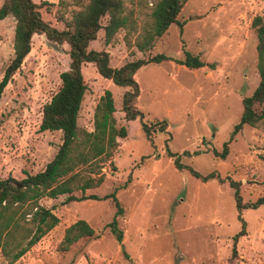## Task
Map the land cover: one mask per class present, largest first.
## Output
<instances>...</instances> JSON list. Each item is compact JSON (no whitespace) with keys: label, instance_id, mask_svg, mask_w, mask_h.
Here are the masks:
<instances>
[{"label":"rangeland","instance_id":"374dc122","mask_svg":"<svg viewBox=\"0 0 264 264\" xmlns=\"http://www.w3.org/2000/svg\"><path fill=\"white\" fill-rule=\"evenodd\" d=\"M33 1L43 20L60 31L90 2ZM158 1L124 0L134 30L119 31L107 44L102 29L89 49L108 52L113 68L159 54L179 60L185 53L199 57L204 63L200 69L164 61L136 75L143 121H167V131L155 134L153 144L148 141L140 119H125L122 107L129 89L103 78L94 64H84L88 91L79 129L94 131L95 109L110 91L118 126L128 129V137L119 140L113 164L102 165L98 175L84 171L87 178L104 175L105 181L75 195H96L100 200L65 204L67 196L42 199L39 205L52 210L59 225L16 262L0 248V264H264V205L240 215L228 183H204L188 170L180 171L168 154H177L181 165L202 176L216 173L241 182L244 203L264 197V122L245 126L229 145L226 159L215 155L223 151L239 122L243 99L261 80L252 24L264 14V0H189L178 17L182 28L173 24L163 38L141 51ZM107 24L108 17L102 20ZM15 28L13 17L0 20V81L14 57ZM69 53L66 43H53L45 35L33 37L30 54L0 100V179L21 181L43 171L56 156L62 132L41 131L40 126L45 105L61 87V74L70 68ZM113 192L124 209L117 218L124 233L121 243L108 227L117 208L113 199L104 197ZM240 216L246 235L235 244L242 230ZM78 220L87 221L95 235L64 252L66 229Z\"/></svg>","mask_w":264,"mask_h":264},{"label":"trees","instance_id":"16d2710c","mask_svg":"<svg viewBox=\"0 0 264 264\" xmlns=\"http://www.w3.org/2000/svg\"><path fill=\"white\" fill-rule=\"evenodd\" d=\"M189 0H159L152 11V26L145 31L141 51L149 49L153 43L163 38L173 24L182 28L178 17ZM16 20L14 37V57L8 65L0 81V100L4 90L12 82L21 69L26 57L32 49V39L35 35H45L53 43L68 44L70 47V68L61 74V87L43 109L41 131H61L62 144L46 168L35 174L27 175L21 181L13 177L0 179V248L3 254L16 262L26 255L42 238L60 223L52 210L39 205L44 198L57 199L67 196L65 204L86 200H100L96 195L75 194L101 187L105 181L104 175L87 178L84 171L99 174L101 166L114 163V156L120 146V139L128 137V129L118 126L115 117L116 107L113 95L106 91L95 109L94 131H81L78 126L81 106L88 91L82 68L86 63L95 65L98 73L121 88L129 89L124 95L123 112L125 119L142 121V129L148 141L154 143L157 133L167 131V121L146 123L144 115L138 107L140 86L136 75L140 69L150 64H160L172 61L189 69H200L204 63L199 57L185 53L183 60L173 59L164 54L155 55L147 60L140 59L113 68L110 64V54L106 51L90 50V44L98 37L100 30L105 31L106 43H111L121 30L131 32L135 24L126 14L124 0H90L84 10L75 14L60 31L51 27L41 16L38 5L33 0H5L0 8V20L8 17ZM108 17V24L102 25V20ZM253 28L258 36V72L260 83L250 97L243 99V112L235 125L229 141L222 152L215 155L226 159L229 155V145L245 126L256 127L264 122V14L256 16ZM169 157L175 158V165L180 170H188L193 176L204 183L217 180L220 184L228 183L234 191L236 207L242 211L258 209L264 205V197L254 203H244L241 196V182L231 177L222 178L216 173L202 176L193 169L186 168L179 162L177 154L169 151ZM195 154H198L196 152ZM85 168V169H81ZM101 174V173H100ZM126 186V185H125ZM113 199L117 208L115 219L108 225L115 238L121 243L124 233L118 227L117 218L122 216L121 207L116 192L104 197ZM30 216V218L28 217ZM242 222V230L235 236V244L239 238L246 235V222ZM95 235L94 229L85 220H78L66 229L61 250L68 252L71 247L82 239ZM235 249V248H234Z\"/></svg>","mask_w":264,"mask_h":264}]
</instances>
